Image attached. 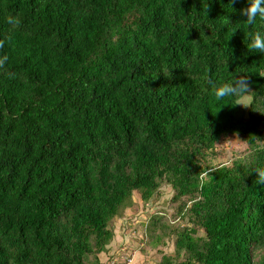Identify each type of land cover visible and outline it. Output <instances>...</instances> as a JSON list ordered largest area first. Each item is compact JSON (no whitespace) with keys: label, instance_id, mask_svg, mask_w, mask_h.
Listing matches in <instances>:
<instances>
[{"label":"trees","instance_id":"obj_1","mask_svg":"<svg viewBox=\"0 0 264 264\" xmlns=\"http://www.w3.org/2000/svg\"><path fill=\"white\" fill-rule=\"evenodd\" d=\"M246 4L0 0V264H103L110 222L163 183L177 221L148 215L141 252L264 264V55L247 47L264 21L249 26ZM238 72L250 91L216 97L209 79ZM232 136L249 157L205 176Z\"/></svg>","mask_w":264,"mask_h":264},{"label":"rangeland","instance_id":"obj_2","mask_svg":"<svg viewBox=\"0 0 264 264\" xmlns=\"http://www.w3.org/2000/svg\"><path fill=\"white\" fill-rule=\"evenodd\" d=\"M249 102L248 96H243L239 103L246 107ZM259 144H264V135L259 141ZM251 148L239 136H232L225 140L224 143L217 145L204 158L203 166H221L230 165L233 160L247 159L251 153ZM173 190L165 183L159 189V196L151 198L146 204H142L139 196L134 194L132 196L131 205L123 212V217L114 218L110 224L114 230V236L110 243L106 245L107 250L99 254L103 264H114L123 262L125 257H131V264H158L161 252L157 251L155 247L152 249L151 241L147 242L146 250L148 254H144L139 250L138 238H141L143 232V225L150 214H162V222L166 228L174 224L177 220L173 219L174 213L173 205L170 198ZM136 232V235L134 234ZM162 232V231H159ZM174 238L173 236L171 237ZM144 246V247H145ZM114 248V252L109 257V250ZM164 251L172 250V241L170 240L163 248Z\"/></svg>","mask_w":264,"mask_h":264},{"label":"clouds","instance_id":"obj_3","mask_svg":"<svg viewBox=\"0 0 264 264\" xmlns=\"http://www.w3.org/2000/svg\"><path fill=\"white\" fill-rule=\"evenodd\" d=\"M240 12L246 16V21L249 26L256 24L258 17L261 21H264V0H247L246 6L242 7ZM7 21L10 25H19L20 23V20L12 15L7 17ZM249 38L250 45L247 46L248 49L250 48L251 51H259L262 55H264V31L257 30L254 33H250ZM4 43V40H0V49H3ZM8 60L9 56L6 53H0V68L5 67ZM245 73L246 72L234 73L232 77L220 84H217L214 80L209 79L210 85L213 86V94L216 97L223 99L250 91L248 89V80ZM213 169L215 168L209 167L204 172V175L210 176L209 173ZM258 175L260 181L264 182V172L258 173Z\"/></svg>","mask_w":264,"mask_h":264},{"label":"built area","instance_id":"obj_4","mask_svg":"<svg viewBox=\"0 0 264 264\" xmlns=\"http://www.w3.org/2000/svg\"><path fill=\"white\" fill-rule=\"evenodd\" d=\"M131 257L132 256H127V257H125L124 259V261L123 262H121V264H131ZM114 264H120V263H114Z\"/></svg>","mask_w":264,"mask_h":264},{"label":"crops","instance_id":"obj_5","mask_svg":"<svg viewBox=\"0 0 264 264\" xmlns=\"http://www.w3.org/2000/svg\"><path fill=\"white\" fill-rule=\"evenodd\" d=\"M114 252V248L112 250H109V257L112 255V253Z\"/></svg>","mask_w":264,"mask_h":264}]
</instances>
